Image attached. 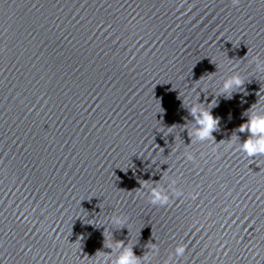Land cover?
I'll use <instances>...</instances> for the list:
<instances>
[{
    "label": "water",
    "instance_id": "1",
    "mask_svg": "<svg viewBox=\"0 0 264 264\" xmlns=\"http://www.w3.org/2000/svg\"><path fill=\"white\" fill-rule=\"evenodd\" d=\"M258 61L264 0H0V264H264Z\"/></svg>",
    "mask_w": 264,
    "mask_h": 264
},
{
    "label": "clouds",
    "instance_id": "2",
    "mask_svg": "<svg viewBox=\"0 0 264 264\" xmlns=\"http://www.w3.org/2000/svg\"><path fill=\"white\" fill-rule=\"evenodd\" d=\"M233 4L239 3V0H232ZM257 59V58H253ZM258 69H264V64L257 62ZM211 74L209 75L210 78ZM243 84V79L239 73H234L228 78H226L219 90V93H224L230 95L235 89L239 88ZM190 112L195 119L196 128L194 129L192 135L195 138V141H214L212 133L218 126V119L214 118L211 112V107L204 108L202 104L196 102L191 104ZM172 128H169L171 131ZM239 132H247L249 134L248 138L243 142H239L240 150L246 154L249 159L255 158L257 155H264V111H252L248 116L247 121L242 124L238 130ZM239 137L235 136V141H238ZM230 141L229 146L232 142ZM192 159L191 156L188 157ZM175 183V181H173ZM152 204L165 205L169 202V198L158 189L152 190ZM179 192H176V195H179ZM112 222L115 224H123L124 221L118 217L114 216ZM106 247L108 248H120L122 249L121 254L115 259L111 260V264H145L148 260V257L143 259L138 258L133 250L131 245H124L122 242L113 243L111 239L106 240ZM186 248L185 245L180 244L175 248L174 255L176 257H182L185 254ZM103 253H97L96 256H102ZM109 258L104 256L103 261L97 262V264H104Z\"/></svg>",
    "mask_w": 264,
    "mask_h": 264
}]
</instances>
